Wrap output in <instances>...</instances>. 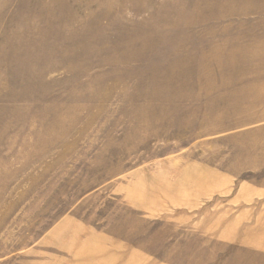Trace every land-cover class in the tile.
Listing matches in <instances>:
<instances>
[{
  "label": "rangeland",
  "instance_id": "1",
  "mask_svg": "<svg viewBox=\"0 0 264 264\" xmlns=\"http://www.w3.org/2000/svg\"><path fill=\"white\" fill-rule=\"evenodd\" d=\"M65 218L132 264H264V0H0V264Z\"/></svg>",
  "mask_w": 264,
  "mask_h": 264
},
{
  "label": "crops",
  "instance_id": "2",
  "mask_svg": "<svg viewBox=\"0 0 264 264\" xmlns=\"http://www.w3.org/2000/svg\"><path fill=\"white\" fill-rule=\"evenodd\" d=\"M183 207L194 210L195 199L188 201L187 205ZM196 217L197 214L188 213L177 215L175 218H172V220L180 223L184 220H194ZM72 222L73 221L69 218L63 219V246H53V251L43 252V257L39 259L34 258L37 252L34 251L33 248L25 251V253L31 257V264H132L133 251L131 245H128L127 248L124 246L120 249L122 251L117 254L113 252L110 257L107 252L101 255L99 252L95 251L94 246L91 245L88 235L90 232L68 228ZM62 232L51 231V234H62ZM248 248L264 254V249L259 247L251 246ZM106 249L108 248L106 247ZM57 250L60 252H57ZM111 259L112 261H109ZM145 260H147V258Z\"/></svg>",
  "mask_w": 264,
  "mask_h": 264
}]
</instances>
